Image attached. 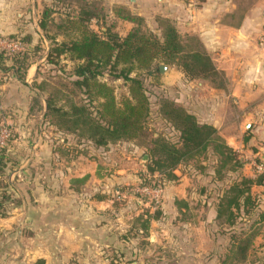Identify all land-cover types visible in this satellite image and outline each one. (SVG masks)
Instances as JSON below:
<instances>
[{
  "label": "crops",
  "instance_id": "0c3cea01",
  "mask_svg": "<svg viewBox=\"0 0 264 264\" xmlns=\"http://www.w3.org/2000/svg\"><path fill=\"white\" fill-rule=\"evenodd\" d=\"M35 1L0 0V45L9 35H15L12 39L18 43L31 45L21 38L41 31L37 22L41 9ZM103 1L113 30L120 36L134 23L113 13L117 5L141 16L148 25L156 16L169 17L182 25L186 36H197L226 82L223 88H216L208 81L186 80V107L201 122L211 123L233 149L246 148L243 157L253 160L260 153L253 147L264 151V58L256 41L264 28V0ZM35 74L32 63L27 69L28 85ZM31 96L30 87L14 77L0 85V120L5 116L15 130L0 166V264H84V255L98 257L112 239L126 243L139 238V227L122 233L124 229L116 231L110 226L112 219L125 225L131 217L114 212L112 217L113 202L108 196L112 186L117 185L118 193V185L132 179L126 164L113 148L98 151L96 157L92 152L79 153V146L69 137L45 127L41 111L30 112ZM260 156L264 159V153ZM250 165L243 172L253 177ZM251 190L258 193L264 185H254ZM95 191L107 197L95 199ZM176 202L177 214L182 207ZM213 211L209 220L215 219ZM208 235L204 230L189 234L194 239H207ZM182 238L186 239V233ZM118 245L123 252L124 246ZM139 249L133 248L135 253ZM206 251L195 246L192 254ZM176 255L180 261L175 257L174 263L186 264L185 247ZM91 260L85 264H96Z\"/></svg>",
  "mask_w": 264,
  "mask_h": 264
},
{
  "label": "rangeland",
  "instance_id": "374dc122",
  "mask_svg": "<svg viewBox=\"0 0 264 264\" xmlns=\"http://www.w3.org/2000/svg\"><path fill=\"white\" fill-rule=\"evenodd\" d=\"M103 3V0L35 1L37 8L41 9L40 19H42L43 11L46 13L43 17L45 28H40L41 31L39 34L37 32L38 35L30 34L32 40L24 39L26 35L22 36L21 40L23 42L30 41L31 45L29 47L21 42L20 37L18 41L22 45L14 40L15 38L12 39L15 35H9L5 39L1 38L0 52L4 54L3 58L6 61L3 67H0V85L8 82L9 77H14L20 81L17 77L18 74L16 75L14 70L11 69V57L27 54L29 66L32 63L36 66V74L34 79L30 81V85H28L25 82L27 70L20 69L21 73L25 75L24 81L20 82L29 86L32 91L30 104L35 95L43 104L44 98L51 93L53 96L57 94L58 104L66 108L69 102H74L89 105L93 112L97 106L102 109L101 104L105 101L96 94L97 89L94 86L91 85L90 88H85L74 83L76 77L71 72L77 61L71 60L67 54H62L58 57L51 55V58H47V53L55 45V42H67L79 38L83 28L100 32L101 25L99 23L90 20L82 24L77 22V17L79 10L87 8L88 5L101 12L105 11ZM30 19L32 20V18ZM40 19L37 20L38 24ZM173 22L182 38L186 40L185 29L176 21ZM144 27L142 29L145 31L150 30L153 33H160L156 21L152 20L149 25L145 23ZM121 29L126 30V26ZM263 29L258 32L256 41L264 32ZM9 43H12V45ZM21 46L23 47L21 48ZM260 52L263 56L262 58H264V53ZM159 63L164 62L160 61L149 69L134 68L129 73L130 77H136L142 82L145 94L151 104L150 114L139 137L108 143L105 146L93 147L90 142L84 139L75 138L71 133L62 132L63 135L69 137L74 144L79 146V153L92 152L90 154L96 157L98 151L113 148L112 151L117 153L116 157H119L126 164L127 172L132 175V179L127 183L118 185L120 186L118 193H115L117 185L112 186V191L108 193L113 202L112 217L115 216L114 213L122 214V216L129 215L131 216L129 222L123 225L124 221L119 222L112 219L110 226L112 230L116 231H119L120 228L124 229L121 230L122 233L133 232L136 227H139L141 229L139 238L132 237L126 243L120 239H112L111 244L102 248L98 257L88 254L84 255V264L91 263V259L96 264H99L98 262L101 264L102 261L106 262V264H176L174 263L175 259L178 258L176 254L184 247L186 248V264H264V220H260L259 216L260 212L264 211V190L253 193L258 198L256 208L250 215L239 217L234 227L222 224L216 218L209 220L210 216L214 214L213 210H215L216 202L225 186L236 177L245 175L243 169L246 164L251 163L250 170L255 173L254 163L256 161L264 162L263 157L260 156V153H264V151L253 147L260 153L256 154L252 158L253 160H250L247 157H243L244 149L246 148L234 149L239 157L245 161V165L238 173L225 171L219 179L214 174L216 160L211 151L197 159L184 161L177 165L174 170L177 177L173 180L158 172L152 173L148 171L147 164L149 162L152 138L159 135V137H164L173 143L179 141L178 132L163 119V116L158 114V107L160 108L163 100H168L188 110V107H186L188 82L186 80H194L186 78L184 73L173 64L164 63L168 68L163 74H160L155 69ZM121 66L118 65L113 73L105 70L96 77L98 82L105 83L110 88L116 108L124 106L126 101L135 103V97H131L132 93L129 89L130 82L115 75ZM195 79L208 81L210 85L214 86V83L210 82V80ZM38 83L41 84V88L35 85ZM104 92L107 91L104 90ZM35 110L36 112L34 113L39 114V110L36 108ZM4 117L3 115L1 116L0 125L12 128L15 133L12 123L4 120ZM48 120L47 118L46 121L43 119L46 122L45 127L48 126L54 129L55 127ZM219 135L226 141L221 134ZM248 146L249 149L252 148V146ZM156 187H162L163 190L157 203L144 190V188L154 189ZM95 192V199L107 197V194L100 196V191ZM175 200L178 202L176 204L182 207L177 214L174 209ZM183 204L187 206L185 207ZM154 215L157 218H153L152 216ZM145 221L147 222L146 228ZM199 230L207 231L210 237L208 235L207 239H194L189 236L190 233H195ZM184 233H186V239L182 238ZM232 234L237 235L238 238H242L246 234L252 235L251 245L247 248L243 259L239 257L236 251H229ZM118 242L121 246H124L122 247L124 249L123 252H121ZM136 246L140 248V252L137 251L135 253L133 248ZM195 246H199L205 251L207 250L206 253L194 256L192 253ZM177 260L180 261V257Z\"/></svg>",
  "mask_w": 264,
  "mask_h": 264
},
{
  "label": "trees",
  "instance_id": "16d2710c",
  "mask_svg": "<svg viewBox=\"0 0 264 264\" xmlns=\"http://www.w3.org/2000/svg\"><path fill=\"white\" fill-rule=\"evenodd\" d=\"M113 13L134 23L126 35L120 36L113 30V23H110L106 11L101 12L88 5L87 8L79 10L77 22L85 24L87 21L96 20L104 29L97 32L83 28L79 38L55 42L47 53V58H51V55L58 57L67 54L71 60L77 61L71 72L76 77L74 83L85 88L94 86L97 89L96 94L105 101L101 104L102 109L97 106L93 112L89 105L74 102H69L66 108L58 104V95L53 96L51 93L44 98L43 104L35 95L29 106L30 112H36L35 108L41 111L43 119H49L48 122L58 131L71 133L75 138L90 142L93 147L131 140L142 134L151 104L142 82L129 76L134 68L149 69L163 61L178 67L188 79L210 80L216 88H223L226 82L224 73L215 67L198 37L187 35L184 40L171 18L155 17L160 30L158 34L143 30L144 19L124 6H114ZM45 14L43 11L39 21L42 29L45 28ZM29 37L28 34L24 39L28 40ZM3 55L0 52V67L6 61ZM11 61V69L18 74L20 81H24L25 75L20 69L26 71L29 66L27 54L13 56ZM118 65L122 66L115 75L130 82L131 97H135V103L126 101L121 108L114 106L110 88L96 80L105 70L113 73ZM155 69L158 70V66ZM35 85L41 88L40 83ZM158 114L178 132L179 141L173 143L159 135L152 138L148 171L158 172L173 180L177 177L174 173L177 165L197 159L208 151L215 156L214 174L218 179L225 171L240 172L245 165V161L226 143L211 123L200 122L193 113L168 100L162 101ZM13 136L11 128L8 145ZM6 148L0 152V166L3 164ZM254 185H264V173L255 172L253 177L240 175L227 184L216 202V220L234 227L239 217L250 215L258 204V198L251 192ZM259 216L260 220H264V211ZM152 217L157 218L156 215ZM146 223L145 221V228ZM251 239L252 235L246 234L238 238L232 234L229 251H236L240 258H245Z\"/></svg>",
  "mask_w": 264,
  "mask_h": 264
},
{
  "label": "built area",
  "instance_id": "2783aa9c",
  "mask_svg": "<svg viewBox=\"0 0 264 264\" xmlns=\"http://www.w3.org/2000/svg\"><path fill=\"white\" fill-rule=\"evenodd\" d=\"M12 45V43H9ZM258 49L264 53V32L257 39ZM10 137V128L6 125H0V152L8 146V141ZM255 171L258 173H264V162L256 161L254 163ZM144 190L151 195L153 200L157 203L162 194V188L156 187L154 189L144 188Z\"/></svg>",
  "mask_w": 264,
  "mask_h": 264
},
{
  "label": "water",
  "instance_id": "95a60500",
  "mask_svg": "<svg viewBox=\"0 0 264 264\" xmlns=\"http://www.w3.org/2000/svg\"><path fill=\"white\" fill-rule=\"evenodd\" d=\"M167 68H168V66L166 64H164V63H159L158 64V71H159L160 74H163L166 71Z\"/></svg>",
  "mask_w": 264,
  "mask_h": 264
}]
</instances>
